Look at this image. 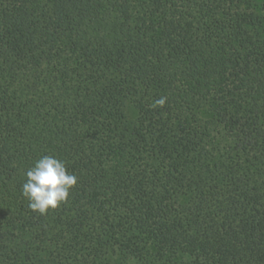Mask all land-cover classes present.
<instances>
[{
	"label": "trees",
	"instance_id": "16d2710c",
	"mask_svg": "<svg viewBox=\"0 0 264 264\" xmlns=\"http://www.w3.org/2000/svg\"><path fill=\"white\" fill-rule=\"evenodd\" d=\"M0 264H264V0H0Z\"/></svg>",
	"mask_w": 264,
	"mask_h": 264
},
{
	"label": "clouds",
	"instance_id": "9594fccd",
	"mask_svg": "<svg viewBox=\"0 0 264 264\" xmlns=\"http://www.w3.org/2000/svg\"><path fill=\"white\" fill-rule=\"evenodd\" d=\"M166 102L167 97H161L153 107H163ZM26 177L22 195L28 201L29 208L41 215L67 202L77 184V177L67 171L64 162L51 155L37 160L27 171Z\"/></svg>",
	"mask_w": 264,
	"mask_h": 264
}]
</instances>
